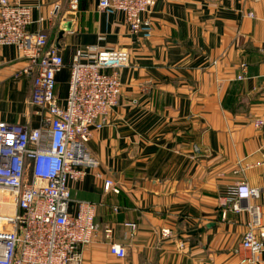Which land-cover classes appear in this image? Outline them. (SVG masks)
<instances>
[{
    "label": "crops",
    "instance_id": "0c3cea01",
    "mask_svg": "<svg viewBox=\"0 0 264 264\" xmlns=\"http://www.w3.org/2000/svg\"><path fill=\"white\" fill-rule=\"evenodd\" d=\"M10 1L32 8L31 31H45L64 59L61 106L87 49L129 55L119 104L87 144L97 167L70 185L74 200L98 205L84 264H241L251 217L224 204L230 187L259 189L264 227V129L254 126L264 118V0H157L137 35L123 14L99 13L98 0H79L76 14L71 0ZM24 67L15 48L0 47V123L37 129L33 81L16 78ZM6 199L0 213L14 211Z\"/></svg>",
    "mask_w": 264,
    "mask_h": 264
},
{
    "label": "built area",
    "instance_id": "2783aa9c",
    "mask_svg": "<svg viewBox=\"0 0 264 264\" xmlns=\"http://www.w3.org/2000/svg\"><path fill=\"white\" fill-rule=\"evenodd\" d=\"M156 1L98 0V12L123 14L131 33L137 35L151 26L147 16ZM78 3L70 1L72 14ZM34 24L30 6L0 0V47L15 48L26 62L16 78L32 79L31 105L41 115L37 129L0 123V192L9 195L5 197L14 208L11 213H0V264H84L85 248L99 232L98 205L74 200L70 185L82 183L97 167L87 144L119 104L120 71L130 67L129 55L87 49L70 65L69 94L61 106L57 76L66 65L60 51L49 46L45 31H31ZM216 66L214 61L211 67ZM254 126L264 129V118L256 119ZM262 155L264 169V150ZM112 188L113 182L107 181L105 190ZM260 198L261 191L246 183L230 187L226 194L225 208L251 217L240 245L239 252L246 253L241 264H260L264 255L262 207L253 204ZM106 235L110 238L111 231ZM109 250L118 259L127 257L124 246L112 243Z\"/></svg>",
    "mask_w": 264,
    "mask_h": 264
},
{
    "label": "rangeland",
    "instance_id": "374dc122",
    "mask_svg": "<svg viewBox=\"0 0 264 264\" xmlns=\"http://www.w3.org/2000/svg\"><path fill=\"white\" fill-rule=\"evenodd\" d=\"M0 196H1V197H5V196H6V197H9V195H8L7 193H4V192H2V193L0 192ZM6 197H5V198H6Z\"/></svg>",
    "mask_w": 264,
    "mask_h": 264
},
{
    "label": "water",
    "instance_id": "95a60500",
    "mask_svg": "<svg viewBox=\"0 0 264 264\" xmlns=\"http://www.w3.org/2000/svg\"><path fill=\"white\" fill-rule=\"evenodd\" d=\"M65 31H68V30H67V29H64V32H65Z\"/></svg>",
    "mask_w": 264,
    "mask_h": 264
}]
</instances>
